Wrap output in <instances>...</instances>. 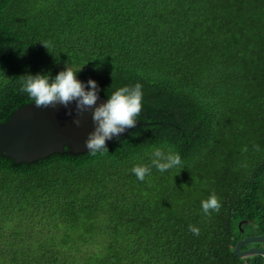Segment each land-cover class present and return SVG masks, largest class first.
<instances>
[{
  "label": "trees",
  "instance_id": "16d2710c",
  "mask_svg": "<svg viewBox=\"0 0 264 264\" xmlns=\"http://www.w3.org/2000/svg\"><path fill=\"white\" fill-rule=\"evenodd\" d=\"M67 66L105 98L141 84V124L96 155L0 154V264H263L234 249L264 234V0H0V122Z\"/></svg>",
  "mask_w": 264,
  "mask_h": 264
},
{
  "label": "clouds",
  "instance_id": "9594fccd",
  "mask_svg": "<svg viewBox=\"0 0 264 264\" xmlns=\"http://www.w3.org/2000/svg\"><path fill=\"white\" fill-rule=\"evenodd\" d=\"M42 43L48 49L49 45ZM87 84L86 88L85 84L77 79L76 72L67 66L52 79L48 74L39 73L23 76L20 91L26 93L37 108L54 107L57 104L67 108L75 102L78 113L92 109V120L95 127L89 133L85 147L92 155H96L98 152L108 151L107 140L119 136L125 129L135 127L137 117L142 110V85L137 83L131 87H121L112 92L106 102L97 105L98 85L92 79H89ZM75 123L79 125L80 121L77 119ZM152 156L151 163L160 172L182 166L180 155L173 153L171 149L165 152L161 148H156ZM131 171L138 180L144 181L146 175L150 174L151 168L137 165ZM201 207L205 215H210L212 212H219L221 203L213 193L201 202ZM189 230L195 235L200 234V230L191 225H189Z\"/></svg>",
  "mask_w": 264,
  "mask_h": 264
},
{
  "label": "water",
  "instance_id": "95a60500",
  "mask_svg": "<svg viewBox=\"0 0 264 264\" xmlns=\"http://www.w3.org/2000/svg\"><path fill=\"white\" fill-rule=\"evenodd\" d=\"M106 100L107 98L98 93L97 105ZM77 119L80 121L79 125L75 123ZM139 124L141 122L137 121L135 127ZM94 127L92 109L78 113L75 102L67 108L61 104L37 108L34 102H29L17 108L8 120L0 122V154L22 163L35 161L52 153L64 152L66 148L74 154L83 153L87 151L85 141ZM131 129H125L120 135ZM115 137L117 136L112 139ZM253 242H264V234L240 239L234 253L239 257L264 255V248L258 246L243 249L244 245Z\"/></svg>",
  "mask_w": 264,
  "mask_h": 264
}]
</instances>
